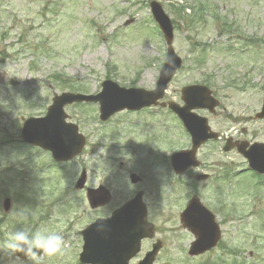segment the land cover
<instances>
[{
  "label": "rangeland",
  "instance_id": "rangeland-1",
  "mask_svg": "<svg viewBox=\"0 0 264 264\" xmlns=\"http://www.w3.org/2000/svg\"><path fill=\"white\" fill-rule=\"evenodd\" d=\"M152 1L176 23L173 49L183 60L163 101L182 105L183 87L207 86L221 106L215 115L199 114L214 131L264 142V121L254 119L264 100V0H198L207 7V21L195 26L186 18L191 9L175 13L194 0H0V68L8 66V74L0 71V248L17 228L47 229L62 235L65 246L42 264H79L82 230L141 190L147 222L164 244L155 264H264V178L248 172L236 151L224 154V142L198 153L205 165H214L208 183L196 184L200 171L175 176L166 155L189 149L191 142L167 109L124 112L103 124L97 105L66 107L68 121L87 139L82 155L66 164L21 141L23 120L44 117L56 95L98 94L108 79L126 89L155 88L167 46L153 21ZM214 13L238 29L231 41L221 34ZM230 44L231 52H224ZM82 169L88 172V187L111 190L108 206L92 211L85 193L75 190ZM131 174L142 182L132 186ZM194 196L213 212L223 234L220 247L199 258L188 256L194 237L180 223ZM5 199L12 203L8 213ZM151 244L143 242L134 262ZM0 257L9 264L4 253Z\"/></svg>",
  "mask_w": 264,
  "mask_h": 264
},
{
  "label": "water",
  "instance_id": "water-1",
  "mask_svg": "<svg viewBox=\"0 0 264 264\" xmlns=\"http://www.w3.org/2000/svg\"><path fill=\"white\" fill-rule=\"evenodd\" d=\"M153 17L163 32L166 44L172 46L174 34L170 19L164 13L163 8L156 2L150 4ZM182 61L173 49L167 52L166 63L163 66L157 88L153 92H145L135 89H122L117 84L106 81L103 90L96 96L76 94H63L57 96L53 105L49 108L45 118L29 119L22 129V139L25 143L40 147L52 152L53 158L58 162H67L82 153L85 138L79 134L76 125L66 122L67 116L64 107L74 103H99L100 119L108 121L114 114L123 111H136L150 107L162 98L168 84L175 73L181 68ZM182 99L185 102L183 108L170 104L183 121L187 131L192 136L193 149L189 152H181L172 157V165L176 173L180 174L195 166L194 155L196 150L208 139L215 138L209 134L207 121L192 113L195 109H209L217 107V102L211 97V93L205 87L193 86L183 90ZM257 118H264L263 112ZM227 145L225 151L230 150ZM241 148V153L249 161L250 167L264 174V145L255 144L248 151ZM136 184L139 179L131 177ZM86 181V172L83 171L77 188L83 189ZM141 194L123 206L107 220H99L83 232L85 245L80 261L83 264H129L141 249V242L145 238H151L150 227L145 224L146 208L141 201ZM88 199L93 209L101 207L109 202L110 193L105 188L88 190ZM5 211L10 208V201H5ZM182 222L197 238L192 244L189 254L200 255L214 248L219 239L220 232L214 222V217L201 207L197 200H193L187 211L182 215ZM103 225L102 230L98 226ZM159 246L140 264H153Z\"/></svg>",
  "mask_w": 264,
  "mask_h": 264
},
{
  "label": "clouds",
  "instance_id": "clouds-1",
  "mask_svg": "<svg viewBox=\"0 0 264 264\" xmlns=\"http://www.w3.org/2000/svg\"><path fill=\"white\" fill-rule=\"evenodd\" d=\"M0 71L8 74V66L0 68ZM102 229L103 225L98 226V230ZM64 246V238L59 233L25 226L9 234L0 252L8 257L9 264H42L44 257L60 254ZM0 264H5L3 257H0Z\"/></svg>",
  "mask_w": 264,
  "mask_h": 264
},
{
  "label": "flooded vegetation",
  "instance_id": "flooded-vegetation-1",
  "mask_svg": "<svg viewBox=\"0 0 264 264\" xmlns=\"http://www.w3.org/2000/svg\"><path fill=\"white\" fill-rule=\"evenodd\" d=\"M264 121V120H263ZM245 132V134H247V131L245 130L244 131ZM253 135H255V136H257V133H253ZM163 136H161V138H162ZM221 137V136H220ZM231 137V136H230ZM223 140H224V138H222L221 137V139L219 140V141H217V142H219V143H221V142H223ZM239 142H242V140L240 141L239 139H235L234 137H231L230 138V143H231V147H237V145H239ZM244 142H247V143H249V144H254L256 141H252V142H249V141H244ZM235 151V149H233V151L232 152H234ZM200 161V160H199ZM214 167V165H205V163L204 162H202L201 161V164H200V166H199V168L197 169V170H200V172L201 173H206V174H208L209 175V178L205 181V182H201V183H208L210 180H212V175L211 174H209L208 173V171L210 170V168H213ZM223 167L224 168H226L227 167V165H223ZM195 170H193V171H190V172H188V174L187 175H189V176H193V172H194ZM200 183V184H201ZM162 242V241H161ZM163 242H162V248H163Z\"/></svg>",
  "mask_w": 264,
  "mask_h": 264
},
{
  "label": "trees",
  "instance_id": "trees-1",
  "mask_svg": "<svg viewBox=\"0 0 264 264\" xmlns=\"http://www.w3.org/2000/svg\"><path fill=\"white\" fill-rule=\"evenodd\" d=\"M192 9H193V15L191 16V20H190L191 23H193L197 20L202 21V19H203L202 14L205 12L206 8L200 2H194ZM223 28L225 29L226 32L230 31V27H229V24L227 22L224 23Z\"/></svg>",
  "mask_w": 264,
  "mask_h": 264
}]
</instances>
